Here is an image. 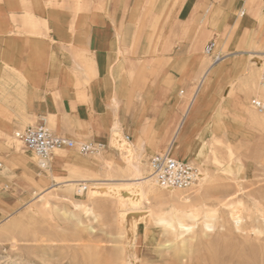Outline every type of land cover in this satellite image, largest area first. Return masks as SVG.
<instances>
[{"label":"rangeland","instance_id":"rangeland-1","mask_svg":"<svg viewBox=\"0 0 264 264\" xmlns=\"http://www.w3.org/2000/svg\"><path fill=\"white\" fill-rule=\"evenodd\" d=\"M259 4L264 0L230 1L218 13L214 5L177 36L176 101L188 116L171 154L199 168V183L174 191L158 183V195L138 201L151 157L170 144L143 153L116 130L110 155L60 148L41 168L36 153L14 134L32 166L27 173L0 166V264H264V127L248 123L234 71L239 61L256 64L263 57ZM249 17L255 29L247 21L240 33V22ZM211 41L215 48L207 54ZM150 67L144 62L130 75L164 69ZM183 75L192 78L187 88L179 82ZM140 156L138 174L132 162ZM76 179H91L105 191L92 201L88 188L79 193L82 185L71 183Z\"/></svg>","mask_w":264,"mask_h":264},{"label":"crops","instance_id":"crops-1","mask_svg":"<svg viewBox=\"0 0 264 264\" xmlns=\"http://www.w3.org/2000/svg\"><path fill=\"white\" fill-rule=\"evenodd\" d=\"M230 1L0 0V166L31 171L14 134L42 120L56 135L102 144V155L118 128L143 153L166 149L187 114L176 101L177 36ZM144 62L164 69L130 75Z\"/></svg>","mask_w":264,"mask_h":264},{"label":"built area","instance_id":"built-area-1","mask_svg":"<svg viewBox=\"0 0 264 264\" xmlns=\"http://www.w3.org/2000/svg\"><path fill=\"white\" fill-rule=\"evenodd\" d=\"M244 15V11L240 13ZM215 48V42H209L205 46V52L210 54ZM252 105L264 111V100L254 98ZM16 136L30 149H32L39 159L41 168L47 167V161L56 149L78 148L82 154H92L102 151L104 146L95 142H81L74 139L56 135L50 131L46 121L28 126L22 131H18ZM129 139V137H127ZM150 166L153 174L161 187L167 190H185L197 185L200 181V170L192 162L174 157L169 150L157 153L150 159ZM81 186V185H80ZM85 187L78 189L83 193Z\"/></svg>","mask_w":264,"mask_h":264},{"label":"bare ground","instance_id":"bare-ground-1","mask_svg":"<svg viewBox=\"0 0 264 264\" xmlns=\"http://www.w3.org/2000/svg\"><path fill=\"white\" fill-rule=\"evenodd\" d=\"M256 13L259 17L261 16L264 18V5H260V4L257 5ZM249 19H250V17L245 18L244 20H242L240 22L239 27H238L240 33H241V30L244 28L245 23L247 21H249V25H250L252 31L255 29V26H256L255 21L253 22L251 19L250 20ZM258 54H260V53H258ZM261 55L263 57L261 59H259V62H257L256 64H253L252 61H248L244 64L241 63L242 64L241 65V64H239L241 61H239L238 65H235V67H234V71H239V73H240L238 88L240 89V92L242 94V96L240 97V100L243 101V108L245 109L246 119L250 125L256 126V127H264V111H260L256 108H253V106L250 105L248 98L252 95H255V96H257V98L264 100V51L261 52ZM207 75H208V73H206V75H204L203 78L201 79L202 83L206 80ZM231 90H232V86H231ZM196 97H197V95L194 97L193 101L196 99ZM187 116L188 115L186 114L184 116V118L182 119V121L180 122V124L178 125V127L176 128L173 139L170 143V146L168 147L169 148L168 150L170 151V153L172 152L175 142L178 140V138L180 137V135L182 133V130L184 129V124L186 123ZM118 129H115V131L116 130L118 131ZM55 158L57 160H59L58 154H56ZM137 159L138 160H136V162H134V163L132 162V165H133L136 173L138 172V174H139V172H142L141 165H140L141 156L138 157ZM96 161H98V159ZM207 175H209V174H207ZM141 178L144 179L145 177H141ZM146 179H148L149 182H147L146 184H144L143 186L140 187V189L137 193L138 201L141 200L145 195H153V196L158 195V188L156 185V184H158V182H157V180L153 174L151 166L148 170V177H146ZM80 181H83V182H80ZM89 181H91V182H89ZM71 183L72 184L79 183L80 185H82V187L88 188L89 189V199L92 201L97 200V197L99 196V194H102V192L105 191V187H98L97 184H99V183H97L95 181L93 182L91 179L90 180L89 179H76V180L71 181ZM89 186H90V188H89ZM171 191H174V190H171ZM106 192H107V190H106ZM128 194H130V193H128ZM129 198L132 199L131 197H129ZM119 200H120V202L123 201V197L120 198ZM132 201H133V199H132ZM178 202H179V204H182L181 203L182 201L180 202V200H179ZM182 205H184V204H182ZM122 207H123V205L120 204L121 210H122ZM122 213H123V211H122ZM148 216H149V214H148ZM162 222H165V220ZM167 222H170V221H167ZM170 224H171V222H170ZM181 227H185V225H182ZM129 261L131 262V259Z\"/></svg>","mask_w":264,"mask_h":264}]
</instances>
